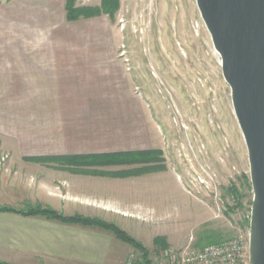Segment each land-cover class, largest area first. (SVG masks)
<instances>
[{
	"label": "rangeland",
	"instance_id": "obj_1",
	"mask_svg": "<svg viewBox=\"0 0 264 264\" xmlns=\"http://www.w3.org/2000/svg\"><path fill=\"white\" fill-rule=\"evenodd\" d=\"M73 1L100 14L69 22L64 0L65 12L56 16L55 39L64 42L56 54L69 58L68 76L77 83L65 110L34 113L29 127L16 114L0 117V129L59 131L70 152H155L149 163L103 166L72 158L76 169L97 170L73 175L67 188L91 201L81 206L87 216L75 215L124 230L146 247L152 264H169L167 251L247 238L254 197L248 151L196 0H117L110 11L105 0ZM7 160L0 152V166ZM1 188L0 206L26 210ZM128 264H143L137 249Z\"/></svg>",
	"mask_w": 264,
	"mask_h": 264
},
{
	"label": "crops",
	"instance_id": "obj_2",
	"mask_svg": "<svg viewBox=\"0 0 264 264\" xmlns=\"http://www.w3.org/2000/svg\"><path fill=\"white\" fill-rule=\"evenodd\" d=\"M64 7V0L0 2L1 118L14 120L16 114L29 127L34 113L58 116L65 110L66 97L73 94L72 86L77 83L68 76L72 70L69 58L56 54V47L64 43L55 39L56 16L65 12ZM9 126L0 129L5 133L0 152L8 155L0 166L1 193L14 200L15 208L40 204L67 216L85 215L81 206L91 201L67 190L69 178L97 168L76 169L71 166L72 158L98 153L65 151L59 131L40 136ZM14 189L23 193H14ZM132 253V246L107 231L0 211L1 263L128 264Z\"/></svg>",
	"mask_w": 264,
	"mask_h": 264
},
{
	"label": "water",
	"instance_id": "obj_3",
	"mask_svg": "<svg viewBox=\"0 0 264 264\" xmlns=\"http://www.w3.org/2000/svg\"><path fill=\"white\" fill-rule=\"evenodd\" d=\"M221 58L253 189L250 264H264V0H196Z\"/></svg>",
	"mask_w": 264,
	"mask_h": 264
},
{
	"label": "trees",
	"instance_id": "obj_4",
	"mask_svg": "<svg viewBox=\"0 0 264 264\" xmlns=\"http://www.w3.org/2000/svg\"><path fill=\"white\" fill-rule=\"evenodd\" d=\"M10 1V0H6ZM1 2V0H0ZM73 0H67L66 3V19L69 22H75L78 21L80 18H90L93 16H97L100 14L98 9L94 8H76L73 4ZM111 2L114 3V8L117 7V0H105L104 1V9L106 11L111 10ZM156 156V153H151L150 151H138V152H120V153H105V154H93V155H86V156H79L80 158L73 157L76 159H94V165H120V164H135V163H146L152 161V158ZM157 170L154 167L147 170L139 169L137 171H124L119 172L115 175L117 176H135L144 172H151V171ZM152 171V172H153ZM108 173H103L102 175H107ZM0 211L2 212H11V213H17L25 216H41L45 217L49 220L58 221L64 224H72V225H81L84 227H92L97 228L103 231L110 232L114 234L118 239L121 241L129 244L134 249H137L142 257H143V264H152V262L149 259V253L145 246H143L140 242H138L135 238L131 237L128 233H126L124 230L118 228L116 225L108 224L102 220L99 219H92L81 215H75L71 217H66L56 210L50 208V207H44L40 204L36 205H27L26 210L23 211H17L15 209H12L10 207L0 206ZM0 264H8V263H1Z\"/></svg>",
	"mask_w": 264,
	"mask_h": 264
},
{
	"label": "built area",
	"instance_id": "obj_5",
	"mask_svg": "<svg viewBox=\"0 0 264 264\" xmlns=\"http://www.w3.org/2000/svg\"><path fill=\"white\" fill-rule=\"evenodd\" d=\"M169 264H250L249 235L239 236L204 249L186 247L179 251H167Z\"/></svg>",
	"mask_w": 264,
	"mask_h": 264
}]
</instances>
